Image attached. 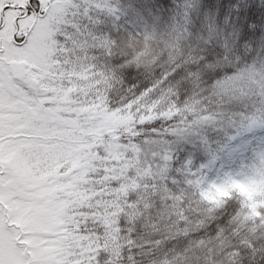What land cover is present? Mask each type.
Listing matches in <instances>:
<instances>
[{
    "label": "snow or ice",
    "instance_id": "6c2138e0",
    "mask_svg": "<svg viewBox=\"0 0 264 264\" xmlns=\"http://www.w3.org/2000/svg\"><path fill=\"white\" fill-rule=\"evenodd\" d=\"M252 180L264 0H0V264H264Z\"/></svg>",
    "mask_w": 264,
    "mask_h": 264
},
{
    "label": "rangeland",
    "instance_id": "374dc122",
    "mask_svg": "<svg viewBox=\"0 0 264 264\" xmlns=\"http://www.w3.org/2000/svg\"><path fill=\"white\" fill-rule=\"evenodd\" d=\"M25 179L35 180L37 183H42L47 181L48 176L54 175V173H48L42 177H37L35 172L32 169H27L26 171L21 173ZM249 185V183H247ZM216 195L228 196V189H217L214 193ZM213 193H207L206 195L211 197L214 195ZM45 195L55 196V192L51 193H41L39 198H43ZM24 216L27 217L26 222L33 225V231L36 233H50L57 226L60 221L57 219V215L53 214L50 209L46 205L33 204L31 205L25 212ZM29 243H33L36 246H39L40 241H30ZM45 252H54L55 249L48 248L44 250Z\"/></svg>",
    "mask_w": 264,
    "mask_h": 264
},
{
    "label": "trees",
    "instance_id": "16d2710c",
    "mask_svg": "<svg viewBox=\"0 0 264 264\" xmlns=\"http://www.w3.org/2000/svg\"><path fill=\"white\" fill-rule=\"evenodd\" d=\"M152 48L151 46H146V51L145 55H151L152 53ZM163 53H159L155 58L158 59L159 55H162ZM238 193L240 197L245 198L247 201L245 207L250 209V216H244V220L251 219L254 216H258L259 213L257 212L258 207H264V203L257 204L255 201V197L259 195L261 192H264V181L257 182L255 180H252L249 185L244 184V183H234L230 186V189H228V196H222V195H212L211 197L205 195V199L209 200L212 203L220 204L223 200L225 199H230L232 198V193ZM228 241L224 240L219 243H215V246L212 248V251L219 253L220 251L223 250V247L227 246ZM209 264H211V261H209Z\"/></svg>",
    "mask_w": 264,
    "mask_h": 264
}]
</instances>
